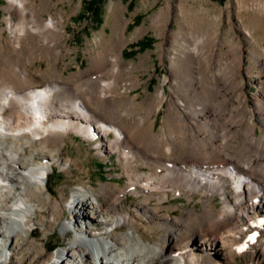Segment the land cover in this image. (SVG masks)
<instances>
[{
  "label": "bare ground",
  "instance_id": "obj_1",
  "mask_svg": "<svg viewBox=\"0 0 264 264\" xmlns=\"http://www.w3.org/2000/svg\"><path fill=\"white\" fill-rule=\"evenodd\" d=\"M51 1L41 0L47 5ZM7 2L9 19L0 30V264H11L6 254L19 246L30 252L25 264H233L239 256L246 263L264 264V91L254 97V108L249 109L238 83L239 67L224 77L212 68L213 50L210 57L204 51L208 40L201 37L192 49L180 44L171 57L170 73H186L194 80L195 88L184 93L185 103L196 99L198 105L178 111L180 85L173 81V97L167 98L160 86L149 107L158 108L166 101L167 119L179 121L201 147L166 159L161 154H174V145L181 139L154 134L150 108L143 116L120 112L115 106L129 88L124 75L132 67L121 58L129 42L121 16L117 22L123 25L113 28L110 45H100L86 70L64 78L55 62L62 55L57 46L66 38L64 17L43 18L35 0ZM39 55L51 63L49 76L30 71ZM87 81L92 85L84 88ZM216 91L228 103L227 114L233 116L225 123L227 134H239L242 146L231 147L228 136L206 128L221 119L207 102L208 93ZM250 113L261 127L260 137L248 120ZM125 118L129 125L123 123ZM70 133L93 141L98 152L115 154L126 186H109L110 191L101 186L94 191L87 185L81 195H72L68 204L81 229L76 230L73 243L48 253L26 238L27 227L35 223L32 216L37 209L49 212V220L40 222L48 231L59 227L64 233L70 226L55 216L62 210L61 201L44 193L54 165L64 170L77 162L60 156ZM109 134L111 139L104 140ZM138 163L150 171H141ZM169 192L172 196L183 192L189 199L199 194L202 210L192 207L183 218H170L162 211ZM127 194H141L143 199L128 210ZM215 195L221 199L220 209L212 203ZM138 214L165 231L154 249L133 240ZM122 227L128 231L117 235ZM244 234L247 237L241 240Z\"/></svg>",
  "mask_w": 264,
  "mask_h": 264
},
{
  "label": "rangeland",
  "instance_id": "obj_2",
  "mask_svg": "<svg viewBox=\"0 0 264 264\" xmlns=\"http://www.w3.org/2000/svg\"><path fill=\"white\" fill-rule=\"evenodd\" d=\"M35 1L43 18L48 19L49 16L55 15L64 17L66 38L57 46L62 55L55 60L57 71L64 78H68L72 72L86 70L91 56L101 48L100 45L105 47L110 45L113 28L123 25L117 22L118 16L126 21L124 34L129 42L122 48L121 58L125 63L132 64V67L124 75V79L129 80V88L115 102L120 112L129 110L144 116L160 86L167 98L173 97L171 90L173 81H177L180 85L177 89V97L182 104H179L178 111H183L185 107L195 108L198 100L185 103L184 94L187 88L191 90L195 88L192 85L194 80L186 73L173 76L170 73L171 57L180 44L192 49L202 38L209 41L204 47L206 55L208 53L210 57L209 51L214 52L212 68L215 73L229 77L239 67L238 83L241 85L249 109L254 108L256 103L254 97L264 91V0H52L48 5L41 0ZM88 1L91 4L87 5ZM7 5V0H0V30L7 26L6 21L9 19ZM50 64L48 57L39 55L35 58L30 71L37 70L39 74L49 76L52 71ZM91 85L92 82L87 81L84 88ZM210 93L207 95V102L218 111L221 119L210 126L211 129L209 126L206 128L214 131L216 135L219 134L218 136L222 134L228 136L231 147L234 144L242 146L239 134H227L229 132L225 123L228 119H233V116L227 114L228 103L217 91ZM155 108H150L149 124H152V132L160 137L174 135L181 139L179 144L174 145V154L168 156L161 154L162 157L174 160L181 151H195L201 147L196 143V138L183 129L179 121H174L173 118L167 119L166 101ZM248 120L254 125L256 136L260 137L262 131L255 115L250 113ZM129 122L127 118L123 119L124 124L129 125L131 123ZM145 124L148 125V122ZM111 137L112 134H109L104 140ZM94 144L91 140H83L80 136L70 133L65 137L60 156L77 162H72L71 167L64 170L54 165L47 178L44 193H49L53 199L61 201L62 210L56 212L55 216L70 225L64 233L59 227L48 231L40 222L49 220V212L45 209L36 210V214L32 216L35 223L27 227L29 233L26 238L40 243L48 253L73 243L76 230L81 229L77 226L74 210L68 204L72 195H81V191L87 185H91L94 191L101 186L107 189L115 185L121 188L126 186V180L115 154L98 152ZM228 150L231 151L232 148ZM138 165L141 171H150L146 166L140 163ZM126 196L124 205L128 210H132L143 199L141 194ZM155 202L156 200L153 199L152 204ZM212 203L215 209L223 206L217 195L214 196ZM192 207L202 210L199 194L195 193L189 199L183 192L175 196L169 192L162 211L170 218H183L186 210ZM126 231L128 229L122 227L115 233L120 235ZM249 231L253 234V225L250 226ZM133 234L135 242L154 249L161 244L165 231L157 223L138 214ZM246 237L247 235L244 234L241 240ZM29 255L30 252L22 246L6 254L11 264H25ZM13 257L20 259V263H17ZM247 263L257 264V262ZM247 263L239 256L233 264Z\"/></svg>",
  "mask_w": 264,
  "mask_h": 264
},
{
  "label": "snow or ice",
  "instance_id": "obj_3",
  "mask_svg": "<svg viewBox=\"0 0 264 264\" xmlns=\"http://www.w3.org/2000/svg\"><path fill=\"white\" fill-rule=\"evenodd\" d=\"M249 239H253L252 237H250ZM245 247H246V245H245ZM239 251H242L243 250V248H240V249H238Z\"/></svg>",
  "mask_w": 264,
  "mask_h": 264
},
{
  "label": "trees",
  "instance_id": "obj_4",
  "mask_svg": "<svg viewBox=\"0 0 264 264\" xmlns=\"http://www.w3.org/2000/svg\"><path fill=\"white\" fill-rule=\"evenodd\" d=\"M89 4H91V2H90V1H88V2H87V5H89ZM91 8H92V7H91Z\"/></svg>",
  "mask_w": 264,
  "mask_h": 264
}]
</instances>
